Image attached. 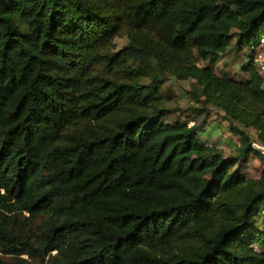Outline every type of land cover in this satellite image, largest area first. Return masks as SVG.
<instances>
[{
  "label": "trees",
  "instance_id": "obj_1",
  "mask_svg": "<svg viewBox=\"0 0 264 264\" xmlns=\"http://www.w3.org/2000/svg\"><path fill=\"white\" fill-rule=\"evenodd\" d=\"M261 40L264 0H0V264H264ZM166 75L236 154L165 120Z\"/></svg>",
  "mask_w": 264,
  "mask_h": 264
},
{
  "label": "rangeland",
  "instance_id": "obj_2",
  "mask_svg": "<svg viewBox=\"0 0 264 264\" xmlns=\"http://www.w3.org/2000/svg\"><path fill=\"white\" fill-rule=\"evenodd\" d=\"M127 43V38H117L115 40L116 49L119 50ZM230 56L214 65L216 71H223L229 73L236 78H244L240 70H238V63L244 62L243 56L240 54L236 57L231 51ZM238 62V63H236ZM143 83L148 84L149 79L146 77ZM191 81H179L170 75H166L161 83L162 92L165 100V105L171 109V113L165 118L166 121L172 122L175 120L187 121L190 125L196 123L200 129L201 136L206 141L223 151L225 155L236 154L239 146L238 136L228 131L227 122L222 119L223 112L217 108H210L209 114L194 111L196 105L191 101L187 90L190 88ZM193 107L194 109H190ZM248 133L252 138L253 148L264 156V129L257 130L250 128ZM239 173L247 176L258 178L264 170V160L256 156H249L242 162H239L234 167ZM260 227H264V211L258 217ZM1 260H6L1 258ZM28 264H38L30 261Z\"/></svg>",
  "mask_w": 264,
  "mask_h": 264
},
{
  "label": "built area",
  "instance_id": "obj_3",
  "mask_svg": "<svg viewBox=\"0 0 264 264\" xmlns=\"http://www.w3.org/2000/svg\"><path fill=\"white\" fill-rule=\"evenodd\" d=\"M256 68L264 80V40H261L260 47L256 53Z\"/></svg>",
  "mask_w": 264,
  "mask_h": 264
},
{
  "label": "crops",
  "instance_id": "obj_4",
  "mask_svg": "<svg viewBox=\"0 0 264 264\" xmlns=\"http://www.w3.org/2000/svg\"><path fill=\"white\" fill-rule=\"evenodd\" d=\"M220 63H222V61H221ZM236 63H238V62H236ZM217 65H218V64H217ZM241 65H242V63H241V62L237 64V66L239 67V68H238V70H240V68H241ZM237 79H238V78H237Z\"/></svg>",
  "mask_w": 264,
  "mask_h": 264
}]
</instances>
